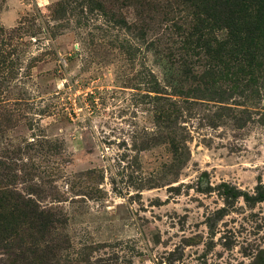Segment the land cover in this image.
Masks as SVG:
<instances>
[{"label":"rangeland","instance_id":"rangeland-1","mask_svg":"<svg viewBox=\"0 0 264 264\" xmlns=\"http://www.w3.org/2000/svg\"><path fill=\"white\" fill-rule=\"evenodd\" d=\"M211 24L185 0L0 1V188L47 219L0 264H264V88L213 65Z\"/></svg>","mask_w":264,"mask_h":264},{"label":"trees","instance_id":"trees-1","mask_svg":"<svg viewBox=\"0 0 264 264\" xmlns=\"http://www.w3.org/2000/svg\"><path fill=\"white\" fill-rule=\"evenodd\" d=\"M185 1L192 2L212 23L208 30H226L225 37L213 40L212 49L210 45L204 48L216 55L212 57L213 65L220 67V73L232 70L234 90L243 93L255 86L257 92L264 88V0ZM202 22L197 20V27L193 29L197 35H202L198 30ZM46 221L34 203L18 197L12 190L0 188V246L7 247L10 240L22 241L21 236L27 234L30 226L40 232Z\"/></svg>","mask_w":264,"mask_h":264}]
</instances>
